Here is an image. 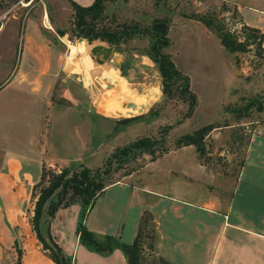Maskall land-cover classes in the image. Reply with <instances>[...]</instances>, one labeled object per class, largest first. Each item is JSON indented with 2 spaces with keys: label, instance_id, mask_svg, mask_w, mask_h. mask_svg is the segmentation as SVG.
Here are the masks:
<instances>
[{
  "label": "rangeland",
  "instance_id": "obj_1",
  "mask_svg": "<svg viewBox=\"0 0 264 264\" xmlns=\"http://www.w3.org/2000/svg\"><path fill=\"white\" fill-rule=\"evenodd\" d=\"M13 1L15 0H0V23H3L2 28L0 26V59L10 62L18 57L17 46L21 40L19 32L23 26V21L5 17L9 11L7 12L4 6ZM47 1L50 7L55 9L57 24L67 25L70 13L66 5L67 0ZM259 1L106 0L101 18L98 20L113 29L132 23L149 25L155 18H164L168 26L183 25L182 28L189 33L197 30L192 26V22L204 25L193 16L207 15L218 19L225 29L236 33L242 39L246 30L241 25L237 3L240 5V13L249 21H254L257 12L247 5L259 7ZM27 25L26 20L25 27ZM173 25H170L171 28H174ZM179 28L177 27V30ZM203 30L204 32H201L210 39V43L200 36H196L195 39L192 36L184 38L187 33L183 31L180 38L182 46L175 47L177 57L173 58L175 66L183 74L190 76L193 89L199 93L189 116H182L189 98L178 90L181 80L172 76L163 86L157 62L152 59V50L149 48L153 40L150 34H133L117 43L101 42L98 38L88 42L85 38L74 35L75 30L69 24L66 39L62 37L65 43L59 58L61 63L59 69L42 88L45 92L42 96L47 105L30 94L20 93L21 88L10 84L14 68L10 70L9 64L0 65V87L9 80L4 92H0V110L4 111L0 112V136L8 131L12 134L23 129L28 130V123L31 122L30 128L34 132H39L41 140H44L43 136L49 138L48 144L45 145V156L51 153L53 155L63 153V156H66L81 147L82 150L78 151L79 162L93 169L103 168L105 159L111 152L136 136L159 138L165 128L163 140L167 150L159 154V156L163 154L157 163L162 169L160 173L147 171L149 153L134 149L121 160L115 158L111 160L104 183L125 178L130 172L129 178L134 183H141L144 178L160 177L164 178L163 184L170 188L169 192H172L171 188L174 187L192 197V194L199 195L207 190L209 181L216 183L217 179L213 178H222L220 190L227 195L233 179L237 177L251 133L264 135V109L256 110L251 107L246 111L237 110L252 97L264 98V57L254 43H249L243 51L228 52L216 42L219 40L215 32L209 28ZM78 42L87 50L89 63L85 60L67 62L68 43ZM100 42L107 44L105 57L102 56L104 51L98 54L93 52L94 44H101ZM171 42L170 39L169 43L160 49L168 53L170 58L173 56L170 53ZM219 49L222 50L221 55L218 53ZM124 59H129L131 65L123 73L119 68V61ZM188 88L193 90L190 85ZM120 93L129 96L122 97L119 96ZM29 98L35 100L30 101ZM127 102L133 105L130 106ZM129 109L134 111L125 114ZM5 110L10 113H5ZM29 111L31 118L23 114V112L28 114ZM116 113L122 114L113 115ZM123 117L129 119L116 121ZM211 121L219 125L205 134L204 151L200 156L192 144L174 146L177 135ZM177 147H181L178 155L175 154L176 151L173 153L171 151ZM165 152L168 154L165 155ZM182 156L185 160L193 159L195 156L206 171L213 172L216 176L209 177L205 170L199 171L193 166L190 167L185 161L180 165ZM65 163L66 167L72 164L71 160H65ZM73 165V168L78 169L79 164ZM177 165L186 170L190 174L189 177L175 175L179 174ZM48 168L58 171L51 166ZM45 173L48 175V170ZM37 178L31 187L30 200L36 196L39 187L47 182V176L43 179H39V176ZM152 182L158 183L157 180ZM49 197L54 198L55 192L53 191ZM197 211L198 209L194 216L198 214ZM184 216L190 215L185 213ZM210 216L214 215L210 213ZM149 226L150 221L143 228L142 256L146 263L157 264L159 261L156 258L155 247L150 249L146 246L150 241L149 232L146 231Z\"/></svg>",
  "mask_w": 264,
  "mask_h": 264
},
{
  "label": "crops",
  "instance_id": "obj_2",
  "mask_svg": "<svg viewBox=\"0 0 264 264\" xmlns=\"http://www.w3.org/2000/svg\"><path fill=\"white\" fill-rule=\"evenodd\" d=\"M73 1L86 5L92 0ZM66 5L70 13L69 23L64 26L57 24L55 9L50 7L47 0H15L4 6L5 10L9 11L5 17L11 20L19 19L23 21V26L21 33L19 32L21 40L17 46V59L11 62L0 59V65L9 64L10 70L14 68L10 84L21 88L20 93L30 94L46 105L42 88L59 69V58L65 43L62 37L66 39V30L72 17L69 0ZM247 6L257 12L256 19L249 21L245 18L237 3L241 24L254 26L264 34V0L259 1V7ZM26 20L28 25L25 27ZM0 24L2 28L3 23ZM191 24L198 31L187 33L185 28H182L183 25L170 24L174 28L167 25V36L169 41L172 40L169 45L173 55L172 62L173 58L177 57L175 47L182 46L180 38L183 31L187 33L184 38L192 36L195 39L200 36L210 43V39L202 33L203 29H207L206 26L197 25V22ZM177 27L180 28L177 30ZM59 29H62L63 33H59ZM216 42L221 45L219 41ZM94 45L107 46L102 43ZM260 46L264 49V35ZM220 50L219 55L222 51ZM187 77L190 88L193 89L190 76ZM8 83L9 80L0 87V92H4ZM191 91L198 99L199 93L194 89ZM125 95L119 94L122 97ZM35 98L29 100L33 101ZM142 100L145 101V98ZM133 111L129 109L122 113L129 114ZM5 113L10 112L5 110ZM23 114L31 118L30 111ZM79 123L81 124V121ZM30 125L31 122L28 123V130L23 129L12 134L9 131L3 132L0 136V264H55L42 248L30 224L35 199L33 196L30 200L31 187L38 179L42 165L58 170L66 166L65 160H71L73 166L81 163L78 159L81 147L74 153L67 154L68 158L67 155L63 156V153L45 156V145L48 144L49 138L43 136L44 140H41L39 132H34ZM251 134L237 177L233 179L227 195L220 190L222 178H213L217 179L216 183L209 181L207 190L199 195L192 194V197L174 187L171 188L173 191L169 192L170 188L166 184L164 186V178L160 177L144 178L141 183H134L129 178V172L125 178L108 182L94 199L83 219L85 227L95 235L111 234L115 237L116 244L107 253L97 252L79 241L75 230L80 207L78 201L66 206H57L50 217L46 213L45 201L40 227L43 233L47 231L51 235L63 254L69 258L70 264H125V255L120 243H129L132 240L141 212L148 210L154 220L156 253L172 263L264 264V135ZM181 147L171 150L172 153L176 151L175 154L178 155ZM162 155L148 161L147 171L154 174L162 171L157 164ZM182 157L183 160L179 164L185 161L190 167L193 166L199 171L205 170L204 165L200 164L195 156L188 160ZM180 165L176 166L179 174L175 175L189 177L190 174L181 169ZM206 172L209 177L216 176L213 172ZM155 180L158 183L152 182ZM131 204L133 205L130 206ZM197 209L198 214L194 216ZM185 213L190 216L185 217ZM210 213L214 216H210Z\"/></svg>",
  "mask_w": 264,
  "mask_h": 264
},
{
  "label": "trees",
  "instance_id": "obj_3",
  "mask_svg": "<svg viewBox=\"0 0 264 264\" xmlns=\"http://www.w3.org/2000/svg\"><path fill=\"white\" fill-rule=\"evenodd\" d=\"M69 1L72 8L70 24L72 29L75 30L74 35H77L79 38H85L88 42L98 38L107 43H117L121 39L133 34H150L153 40L149 44V48L152 50V59L157 62V68L162 77L163 86L172 76L181 80L178 90L186 94L189 98L187 107L182 116H189L191 114L196 97L188 88V78L174 66L168 53L160 50L161 47L169 43V38L167 36L168 22L166 19L155 18L149 25L132 23L123 24L120 28L111 29L101 24L98 20V18H101L104 2L106 0H92L86 5H81L73 0ZM193 18L200 20L207 28L215 32L220 44L228 52L243 51L249 43H254L262 54L260 55L264 57V49L260 46L264 34L258 28L242 23L241 25L246 32L244 37L240 39L236 33L225 29L222 22L212 16L197 15L193 16ZM58 32L63 33V30L59 29ZM92 49L96 54L104 51L102 56H106L107 48L104 46L95 45ZM251 107L256 110L264 109V98L252 97L246 100L237 110L241 109L246 111ZM127 119H129V117H123L116 121H125ZM218 125L219 124L214 121L206 122L192 128L190 131L180 133L174 139V146L192 144L200 156L204 151L203 138L205 134ZM164 129L165 128H163V132H161L159 138H151L146 135L136 136L125 145L117 147L110 153V156L105 159L103 168L96 167L91 169L80 163L78 169L73 168L71 165L70 167H60L58 171H54L48 167L47 169L44 165L41 166L39 179H43L47 176V182L45 185L39 187L36 193L33 201L32 214L30 216V224L42 248L46 250L47 255L55 264H70V261L52 239L51 235L47 231L43 233L40 227V218L44 202L47 201L46 213L50 217L53 215L57 206H66L74 201H78L80 207L75 230L79 241L97 252H109L114 244H116L115 237L111 234L97 236L89 231L83 223L84 216L94 199L102 192L104 186L107 184L104 183V180L106 176H108V169L110 168L109 163L111 160L113 158L121 160L134 149L145 151L149 153V159H154L162 151L167 150L163 140ZM158 148L159 150H157ZM241 164L242 161L240 165ZM47 170L48 175L45 173ZM53 191L55 192V197L50 198L49 196ZM148 221H150V226L146 231L149 232L150 241L147 242L146 246L150 249H154L156 235L153 216L148 210H143L139 216L136 232L132 240L129 243H120L121 250L125 255V264H152L146 263L142 256V233L144 231V225H147ZM156 258L159 261L157 264H175L166 260L159 254H157Z\"/></svg>",
  "mask_w": 264,
  "mask_h": 264
},
{
  "label": "bare ground",
  "instance_id": "obj_4",
  "mask_svg": "<svg viewBox=\"0 0 264 264\" xmlns=\"http://www.w3.org/2000/svg\"><path fill=\"white\" fill-rule=\"evenodd\" d=\"M68 48H69V57L67 60L68 63H71V62L74 63L75 61L78 62L79 60H85V61H87V63H89V57L87 54V50L84 48V45H82L79 42L77 44L68 43ZM75 58H76V60H73ZM68 63H67V65H68ZM121 87H124V86L121 85ZM127 96H129V95H127Z\"/></svg>",
  "mask_w": 264,
  "mask_h": 264
},
{
  "label": "water",
  "instance_id": "obj_5",
  "mask_svg": "<svg viewBox=\"0 0 264 264\" xmlns=\"http://www.w3.org/2000/svg\"><path fill=\"white\" fill-rule=\"evenodd\" d=\"M130 60L129 59H124V60H120L119 61V68L121 69V71L124 73L126 71V68L128 66H130ZM127 104H129L130 106H132L133 104L131 102H127Z\"/></svg>",
  "mask_w": 264,
  "mask_h": 264
},
{
  "label": "built area",
  "instance_id": "obj_6",
  "mask_svg": "<svg viewBox=\"0 0 264 264\" xmlns=\"http://www.w3.org/2000/svg\"><path fill=\"white\" fill-rule=\"evenodd\" d=\"M20 1V0H19Z\"/></svg>",
  "mask_w": 264,
  "mask_h": 264
}]
</instances>
